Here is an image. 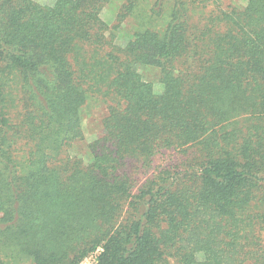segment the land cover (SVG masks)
Segmentation results:
<instances>
[{
    "label": "trees",
    "instance_id": "16d2710c",
    "mask_svg": "<svg viewBox=\"0 0 264 264\" xmlns=\"http://www.w3.org/2000/svg\"><path fill=\"white\" fill-rule=\"evenodd\" d=\"M109 1L0 0V264H264V0Z\"/></svg>",
    "mask_w": 264,
    "mask_h": 264
},
{
    "label": "rangeland",
    "instance_id": "374dc122",
    "mask_svg": "<svg viewBox=\"0 0 264 264\" xmlns=\"http://www.w3.org/2000/svg\"><path fill=\"white\" fill-rule=\"evenodd\" d=\"M238 0H235L237 3ZM126 0H110L108 4L103 9L102 16L106 23L112 27L117 22V16L121 10L122 4H124ZM146 3L152 4L154 0H145ZM240 2L244 3V0H240ZM133 18H128L125 23L123 22L117 30H111L113 33L117 35V39L121 42L124 38L128 37L133 26ZM144 74L148 78H154L156 76V72L152 69L143 70ZM105 113V105L103 103L93 102L90 107L85 111V120H84V133H85V141L78 143V145L73 148V153L78 154L80 152H87L88 144L96 139L100 130L102 129V117ZM98 256V252L89 255L85 258L80 264H92L96 261Z\"/></svg>",
    "mask_w": 264,
    "mask_h": 264
}]
</instances>
